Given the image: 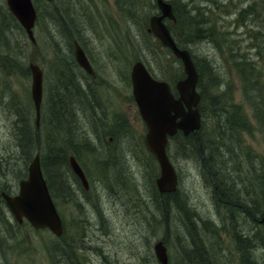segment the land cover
Instances as JSON below:
<instances>
[{"label": "rangeland", "instance_id": "obj_1", "mask_svg": "<svg viewBox=\"0 0 264 264\" xmlns=\"http://www.w3.org/2000/svg\"><path fill=\"white\" fill-rule=\"evenodd\" d=\"M124 1L53 0L47 5L40 2L33 28L34 44L19 23L11 20L10 24L8 19H3L0 27V185L8 187L18 181L27 172L36 150L47 155V147L52 149V145L43 140L50 132V129L47 131L50 119L47 91L56 86L58 72L63 69L67 70L64 75L67 82H78L81 77L80 68L74 65L70 45L73 38L91 58L99 79L102 111L99 125L103 129L97 130L95 121L86 113L81 116L86 123L81 122L78 115L82 133L76 138L88 143V148L75 150L74 155L85 171L89 187L84 189L70 170L66 171L65 186L53 185L54 201L63 219L62 235L56 236L46 229L35 230L26 221L16 223L0 197V264H157L152 248L155 240L164 241L169 259L175 261L179 258V241L175 235L181 234L182 223L179 224L177 215L181 214H187L188 220H208L218 225L220 242L215 244L206 239L207 246L215 249L221 264H241L232 232L239 231L242 225L226 226V218L232 214L229 202L219 200L198 162L180 152L173 142L168 152L178 176L177 190L172 197L159 194L155 184L159 167L146 148V127L126 78L134 59L143 57L149 59L162 79L175 82L184 73L180 61L165 47L154 46L153 36L147 34L148 17L157 11L155 0H130L135 4L132 18L119 9V6L128 7ZM168 1L179 14L175 23L168 21L172 33L186 42V48L198 65L201 64L203 72L208 68L203 66L206 60L219 70L223 80H229L230 87L221 89L227 104L240 103L238 79L226 71L215 42L192 33L191 29L198 24L186 5L207 7L209 24L214 25L217 32L214 38L219 39L224 32V36L241 43L247 52L242 40L245 36L241 33L242 21L238 18L245 21L249 14H240V10L257 3L255 24H259L254 29L264 27V23H260L264 21V12L259 7L264 0ZM0 6L7 8L5 0H0ZM0 15H4L3 10ZM123 16L129 20L123 21ZM122 38H126L128 47L124 51H113ZM9 45L11 49L7 50ZM29 61L39 64L44 73L39 127L33 122ZM59 81L65 83L60 77ZM245 110L248 111V107ZM22 120L30 131L29 143L36 147L29 158L23 156L13 134ZM262 139L257 131L243 134L244 143L255 152L254 157L258 156L255 161L264 167ZM245 179L246 176L238 180L236 187L244 194L255 195L250 179H246L249 187H242ZM112 181L122 184L116 189L109 188ZM158 199L166 210L170 208L167 228L160 218L162 210ZM166 199L171 202L169 205ZM257 226L258 233L264 230V223ZM182 233L185 234L183 228ZM62 244L67 245V249H63Z\"/></svg>", "mask_w": 264, "mask_h": 264}, {"label": "trees", "instance_id": "obj_2", "mask_svg": "<svg viewBox=\"0 0 264 264\" xmlns=\"http://www.w3.org/2000/svg\"><path fill=\"white\" fill-rule=\"evenodd\" d=\"M52 1L53 0H35L34 4L37 10V16L40 2L47 5ZM123 4L128 7L123 6L125 7V9H123L122 6H119V9L123 11L125 16L129 15L132 18L133 16H131V14L134 13L133 9L135 4H133L130 0H125ZM256 5L257 3L254 2L240 10V14H249L248 17H245L247 20L244 21L243 19L238 18V20L242 21L240 23L243 28L241 33L245 35L242 40L246 43L245 47L248 49L247 52L243 50L241 43H237L235 40H230L228 36H224L226 35L224 32H221L219 39L214 38V35L217 32L215 30V26L209 24V16L208 13H206L207 7L192 8L189 4L186 5L188 8L186 10L194 14L193 18L196 19V23L198 24V27L191 29V31H193L192 33H194V35L196 33V37L203 36L201 38H207L215 42L217 49L221 53V58L223 62H225L226 71L229 74L232 73L233 76L238 79L239 87L241 88V102H231L230 105L227 104L228 101L223 97L225 94L221 89L223 87H230L229 80H223L218 74L219 70L212 65L210 66L206 60L203 66L208 68H206L205 72H203L201 70V64L198 65L194 56L191 55L198 73L197 90L200 94L199 109L202 115L201 126L196 134L190 133L184 136L180 132L176 133L171 137V142H169V145L167 146V151L172 142L175 145L177 144V149L180 152H183L187 155V157L195 159L198 162L201 171H203L202 173L206 176V179L209 177L214 180L219 179L220 181L222 178L225 179V171L228 168L226 166L229 163H234L232 160L224 157L227 155V151L229 153L232 150L231 142H233V144L236 143L243 154L246 155L245 161H239L241 167L249 166L253 160L255 161L258 156L254 157L255 152H253L250 146L244 143L243 134H252L253 131H257L258 134L262 136V140L264 142V27H257L254 29V26L259 24H255L257 23L258 15ZM259 7H261V10L264 12V1ZM2 10L4 15H0V27L4 22L3 19L5 18L8 19L10 24H12L10 22L11 20L16 24L18 23L8 8L0 6V12H2ZM173 11L177 20L179 14L174 6ZM126 20L129 19L124 18L123 16V21ZM260 23H264V21H261ZM147 34L150 36V33ZM173 37L178 46L186 48L185 41L177 39L174 34ZM153 44L156 47L160 46L156 39H154ZM128 45L129 43L126 38H122L120 40V44L115 46L113 51H124ZM10 47V45L7 46V50L11 49ZM143 61L146 63L148 69L154 75H157V72L152 68L149 59L143 57ZM65 71L67 70L63 69V71L58 72V81L56 84H62L68 89V91H70L69 87L71 88V86H75L76 83L66 81L64 78ZM59 77L65 81V83L59 81ZM48 102L52 103V107L55 105L54 109L56 115L54 120L49 119V127L47 131L50 129V132L48 136H45L48 139L47 142L52 145V149L48 146L47 155L43 152L40 153V163L47 186L50 192H53V185L55 186V184H58V177H55L54 174L55 168L58 170V166L61 165L64 171L68 170L66 148L64 149V145L66 144L64 139L67 135L66 124L68 123L62 117V113H64V110H62L64 103L62 104L58 100L55 103V99L50 97L47 98V103ZM246 107H248V111L245 110ZM24 130L29 131L27 125H25L24 128L22 126H18L13 131V134L16 140V145L21 148L23 156L29 158L33 154L36 147H34V145L31 146L29 143V134H27L24 138ZM20 133L23 136H20ZM51 150L61 151L62 156L57 151L58 155H55V151L50 154ZM70 153L74 154V151H71ZM221 155L222 157L218 161L216 157ZM246 179L241 183L243 184L244 182H247ZM0 189H2V187H0ZM228 192V190L224 192L216 191L219 195V200L228 199ZM165 196L172 197L173 193H168ZM175 201L173 204H175ZM166 203L170 204L171 202L166 199ZM262 232H264V230H262ZM178 246L180 257L185 256L186 249L189 250V248L180 243H178ZM181 264L188 263L185 261L181 262Z\"/></svg>", "mask_w": 264, "mask_h": 264}, {"label": "water", "instance_id": "obj_3", "mask_svg": "<svg viewBox=\"0 0 264 264\" xmlns=\"http://www.w3.org/2000/svg\"><path fill=\"white\" fill-rule=\"evenodd\" d=\"M155 2L160 13L149 17V31L180 59L185 76L176 82L178 97H174L165 81L154 79L141 61H135L131 69V82L139 113L147 127L145 143L159 164L160 173L155 180L157 188L160 192H170L176 188L177 176L165 150L167 136L174 134L177 130H181L186 135L199 128L200 113L197 107L199 93L196 90L198 76L189 52L176 45L163 21L164 18L175 21L172 5L167 0H155ZM6 4L26 31L29 39L34 42L33 26L36 10L32 0H6ZM74 52L77 62L92 73L82 48L75 41ZM29 69L31 72L30 93L34 103L36 124H38L42 71L34 63H29ZM68 163L73 173L86 187L87 180L74 156H69ZM2 195L18 222L25 218L34 228L46 227L55 235L62 233V222L43 178L38 152L28 165L27 177L19 181L18 192L15 195L5 193ZM153 250L158 261L163 264L167 262L166 247L161 240L154 243Z\"/></svg>", "mask_w": 264, "mask_h": 264}, {"label": "bare ground", "instance_id": "obj_4", "mask_svg": "<svg viewBox=\"0 0 264 264\" xmlns=\"http://www.w3.org/2000/svg\"><path fill=\"white\" fill-rule=\"evenodd\" d=\"M69 90L70 91H68V89L62 84H56V86L50 88L47 91V97L55 99V103L57 100L62 104L64 103V106L62 107V110H64L62 117L68 123L66 124L67 135L65 136V139V130L63 131V139L64 142H66V147L64 145V149L66 148L67 164L71 151L82 150L84 147L88 148V143L80 141L76 138V136L81 133V130L78 126V121L75 120L77 114H81V110L84 109L86 111L87 117H93L91 114V101L86 96L84 91L79 89V87L76 85L71 86V88L69 87ZM51 102L47 103L50 110L49 118L54 120L56 116L54 109L55 105L52 107ZM33 122H36V118L34 117ZM95 124L97 125V130L99 127L103 129V126H100L99 123ZM19 125L24 128V126L27 124L22 120ZM29 133L30 131L24 130V138ZM20 136L23 135L20 133ZM43 140L44 142H47L48 139L44 137ZM39 141L42 143V139ZM231 144L232 150L229 153L227 151V155L224 157L232 160L234 163H229L226 166L228 168L225 171V179L222 178L220 181L219 179L214 180L209 177L206 179V181L215 191H229L228 199H225V202H229V210L232 214H228L225 224L226 226L228 225L232 227H240L242 225L239 231L232 232L233 239L236 243L237 252H239V262H241V264H264V232H257V228H259L257 225L264 223V205H262L264 201V167L258 161L251 162L249 166L241 167L239 161H245L246 155L243 154L236 143L233 144V142H231ZM54 151L56 152L57 150H51L50 154ZM57 152H59V154L62 156L61 151ZM57 152L55 155H58ZM221 157L222 155L217 156L216 159L219 161ZM54 174L55 177H58L57 186H65L67 174L66 170L64 171L62 166L59 165L58 170L55 168ZM112 176L114 178L117 177L114 172ZM245 176L251 180L252 187L256 189L255 195L252 193L244 194L236 187L238 185V180L240 181V179ZM121 184L119 182L112 181L111 185L108 187L116 189L121 186ZM242 187L246 189L249 187V184L244 182ZM176 190L177 189L175 188L173 195ZM159 201L160 200L158 199V205L161 203V201ZM160 209L162 210L160 218H163V223L167 228L171 220L170 218H166L169 210H166L162 203L160 205ZM184 212L186 213V211ZM235 212L238 213L233 215ZM177 220L179 221V224L180 221L182 222L180 227L181 234L175 236H177L179 241L178 243L185 245L189 248V250L186 249L185 256L180 257L179 255L180 258L176 259L175 261L168 258L167 262L164 264H181V262L185 261H187L188 264H221L219 261H217V253H215V249L213 248L214 251L211 250L206 243V239H209V241H212L215 244L220 242L218 237L219 226L207 222L208 220H201L199 222H196L195 219L188 220L187 214H181L180 216L177 215ZM182 228L185 234L182 233ZM62 247L63 249H67V245L65 244H62ZM155 259L157 264H163L158 261L156 257Z\"/></svg>", "mask_w": 264, "mask_h": 264}, {"label": "flooded vegetation", "instance_id": "obj_5", "mask_svg": "<svg viewBox=\"0 0 264 264\" xmlns=\"http://www.w3.org/2000/svg\"><path fill=\"white\" fill-rule=\"evenodd\" d=\"M89 63L91 64V66L93 67L94 70V74L91 75L88 72H86L83 68H80V71L82 72L81 77L79 78L78 82H75L76 85L79 87V89L83 90L84 93L86 94V96L90 99L91 101V114L93 115L92 119L95 121V123H100V121L102 120V111H101V97L100 94L98 95V91L100 88V83H99V79L98 76H96V71L95 68L93 66L92 60L89 56H86ZM75 59V56H74ZM129 82V86L131 88V84H130V80H129V76H127L126 78ZM132 93V91H131ZM132 95V94H131ZM42 100H43V93H42ZM42 103V102H41ZM83 112L86 113V111L84 109L81 110V114H77L75 120L78 121V115L81 118V122L86 123V119L85 117L82 118L81 116L83 115ZM82 133V132H81ZM111 139V137H109V140ZM75 152V150H74ZM23 178V175L22 177ZM18 185V184H17ZM8 192H5L7 194H15L16 193V183H12L10 186L8 187H4ZM25 222V221H23ZM22 222V223H23Z\"/></svg>", "mask_w": 264, "mask_h": 264}]
</instances>
